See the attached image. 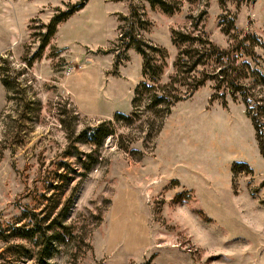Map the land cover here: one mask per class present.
Returning a JSON list of instances; mask_svg holds the SVG:
<instances>
[{"label": "rangeland", "instance_id": "obj_1", "mask_svg": "<svg viewBox=\"0 0 264 264\" xmlns=\"http://www.w3.org/2000/svg\"><path fill=\"white\" fill-rule=\"evenodd\" d=\"M177 1L0 0V264H264V156L245 104L209 81L164 116L134 115L130 44L165 48L167 81L174 29L199 22L226 49L233 20L264 39V0ZM102 123L114 133L97 146ZM36 222L60 239L18 235Z\"/></svg>", "mask_w": 264, "mask_h": 264}, {"label": "trees", "instance_id": "obj_2", "mask_svg": "<svg viewBox=\"0 0 264 264\" xmlns=\"http://www.w3.org/2000/svg\"><path fill=\"white\" fill-rule=\"evenodd\" d=\"M146 1L167 13L180 9V1L177 0L172 4L166 0ZM70 13L69 11L67 14ZM59 18L60 16L52 19L47 32L43 33L40 51L45 48L50 37L56 32ZM201 27V23L193 21L189 27L172 31V43L177 48V55L173 62L174 72L167 81L162 79L167 65L166 49L142 39L131 38L130 44L134 45L143 57V80L137 85L132 100L134 115L139 116L142 108H146L154 110L152 114L155 117L161 112H163L161 116H164L170 112L176 102L191 95L210 81L214 89L212 95L214 99L227 103V98L231 97L235 101L240 99L245 104L264 156V96L259 93L264 87V64L257 61L261 57L258 50L264 49V39L255 33L251 34L238 29L231 20L229 27L223 29L229 35L231 42L228 48L222 49L209 39ZM128 35L127 32L123 33L122 39L125 40ZM2 81L11 92L13 85L8 77H3ZM116 116L118 120L128 118L121 113H117ZM160 127L161 125L158 128ZM112 133L114 130L106 128L105 123H102L91 130V142L97 146L102 145L104 138ZM89 169L90 166L86 168V170ZM38 224L40 222H36L30 229L19 228L18 235L34 238L35 232H39L41 236H49L51 240L60 239L59 232L47 235L49 229L53 228L52 224L45 227L43 231Z\"/></svg>", "mask_w": 264, "mask_h": 264}]
</instances>
